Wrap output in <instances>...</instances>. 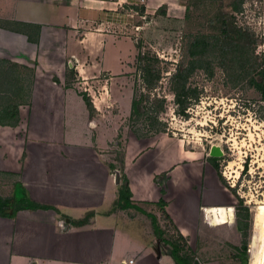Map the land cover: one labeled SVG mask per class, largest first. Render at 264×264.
<instances>
[{"label":"crops","instance_id":"obj_1","mask_svg":"<svg viewBox=\"0 0 264 264\" xmlns=\"http://www.w3.org/2000/svg\"><path fill=\"white\" fill-rule=\"evenodd\" d=\"M138 4L144 18L145 0H0V88L14 91L18 103L17 124H0V174L11 179L10 193L0 196L11 199V205L26 196L47 206L0 215V264H175L163 242L145 231V214L114 206L122 179L120 173L115 183L118 168L105 152L112 131L90 116L78 90L84 88L100 110L89 78L128 70L133 40L118 29L128 28ZM150 150L142 149L138 158ZM130 152L126 147L123 174L131 202L158 219L162 199L179 227L173 204L187 201L182 195L168 197V189L195 191L191 176L198 169L211 175L213 165L203 155L193 162L194 152L180 144L174 158L164 149L156 151L168 155L167 163L149 160L134 170L140 159ZM159 173L167 177L162 184ZM214 182L229 192L217 176ZM232 208L219 204L202 210L209 224L218 225L228 221ZM124 211L136 216L126 222ZM87 213L88 220L78 224Z\"/></svg>","mask_w":264,"mask_h":264},{"label":"rangeland","instance_id":"obj_2","mask_svg":"<svg viewBox=\"0 0 264 264\" xmlns=\"http://www.w3.org/2000/svg\"><path fill=\"white\" fill-rule=\"evenodd\" d=\"M231 2L145 0L144 18L140 15L144 11L143 4L133 6V11L121 8L123 12L129 10L135 13L129 29H118L130 36L135 44V47L132 42L128 44L134 51L129 68L123 73H102L97 78H89L94 81L89 91L100 107L93 117L112 131L110 148L105 152L115 161L118 170L123 172L126 147L131 150L129 154L132 157L136 156L135 159L142 149H151L138 158L140 164L133 165L136 170L137 167L145 168L149 160L159 159L167 163L170 159L168 155L164 157L156 151L164 149L174 158L179 154L180 144L194 152L190 156L193 162L199 161L203 155L211 163L208 158L210 146L220 145L223 154L215 160L217 171L214 168L211 175L207 170L200 174L198 164H194L198 172L191 176L190 181L195 184V191L168 189V197L182 195L187 201L184 205L173 204L179 227L171 218L165 217L158 205V225L163 229L164 238L181 243L179 234L184 233L182 235L187 243L190 241L195 246L194 252L189 248L197 257L194 258L196 264H239L234 255L237 247L241 246L242 235L236 227L235 218L231 224L211 225L202 210L208 205L235 204L230 191L218 188L214 182L218 174L228 186L236 187L251 212L247 264H264V99L248 84L247 78L252 71L250 74L246 72V77L242 78L228 73L220 64L219 56L214 50H209V63L195 62V66L198 63L201 67H194L186 76V85L196 88L198 98L190 94L184 101L183 111L176 101V88L180 83L177 84L175 73L179 65L186 66L192 59L193 38L219 33V19L222 14L231 12ZM231 13L236 23L251 34L255 42L253 53L260 61L264 54V0H243L240 11ZM137 42L140 48L136 46ZM125 49L127 46L124 53ZM139 51L143 53V58L139 57ZM153 56L157 57V61ZM146 65L150 67V76L156 78L150 87L146 81L150 77L145 73ZM0 89L6 91L5 86ZM78 90L86 92L82 87ZM141 95L148 98L143 99L140 114H132V101ZM166 179L164 173L157 174L159 184ZM10 180L9 175L0 174V194L10 193ZM161 192L165 191L161 189ZM192 204L196 207L190 206ZM123 213L121 218L126 222L136 216V212ZM141 218L145 219V231L153 232L150 217L145 214ZM163 245L166 249L170 248L165 242Z\"/></svg>","mask_w":264,"mask_h":264},{"label":"trees","instance_id":"obj_3","mask_svg":"<svg viewBox=\"0 0 264 264\" xmlns=\"http://www.w3.org/2000/svg\"><path fill=\"white\" fill-rule=\"evenodd\" d=\"M206 1V0H203ZM243 0H232L230 4V11L231 12H239L241 9V4ZM224 13L222 14L221 19L219 21L220 24V32L216 35H197L193 38L191 43L192 51L190 55L192 57L189 60V64L186 66H180L178 71L175 73V80L177 84L180 85L176 88V101L177 104L180 105L181 111L184 109V101L189 98V95H195V98H198V92L196 88L191 87L190 85H186V76L193 70L194 67H201V62L209 63L208 54L209 50H214V53L217 54L220 58V64L225 68L228 73H235L242 77H246V72L251 75L247 78L249 86L253 87L259 94L260 97L264 99V54L262 55V59L257 61L256 56H254V46L255 44L254 39L252 38L251 34L247 31L246 28L238 25L235 21V16L233 13ZM136 46L140 48V43L137 42ZM253 46V47H252ZM139 57L143 56V53L139 51ZM228 57V59L226 58ZM143 58V57H142ZM154 61H157V57L153 56ZM148 59V58H147ZM195 62H200L195 66ZM250 72V73H249ZM145 73L150 76L151 71L149 65L145 67ZM156 78L150 76L146 81L148 82V86L152 84L151 82ZM23 91V87L20 88V93ZM18 89L16 88L15 93L17 94ZM3 95L0 96V124L1 125H11L15 126L18 122V103L14 100V91L10 88H7L6 91H3ZM83 100L86 104V107L89 111L90 116L96 112V108L92 102L91 97L86 93H82ZM145 97V98H144ZM148 97L141 95L140 98L135 99L132 101V114L139 115L140 109L142 107L143 99H147ZM211 161V164L217 171V160L219 157H208ZM112 168L116 166L111 165ZM246 167V165H245ZM244 170V169H243ZM121 173V184L118 188V195L114 202V206L119 209H128L134 208L138 211L146 214L150 217L153 233L160 239L161 241L167 243L169 245V252L172 258L175 261V264H193L195 263V259L193 254L190 252V248L188 246L187 241L184 239L182 233L179 234V238L181 239V243H178L176 240L166 239L164 238L163 229L160 228L158 225V219L151 214L150 212L145 211L144 209L140 208L139 206L133 204L131 202V192L128 186V180L126 179L125 175L123 174L122 170ZM218 178L221 183L230 191V193L235 198V204L231 210H228V221L225 220L226 224H231L236 222V227L238 231L241 232L242 240L241 246L237 247V253L234 255L237 257L239 264H247L248 263V239L250 237V228L252 224V216L249 209V206L246 205L244 198L240 196L235 186H228L225 181L223 180L222 176L218 174ZM14 197L12 196V200ZM14 204L11 205V199L2 198L0 196V215L8 216V210H12L15 212L17 208H47L45 205H41L31 201L26 196L21 197L20 199H14ZM159 204L163 209V213L165 217L168 219L169 215L165 212L163 206L164 201L160 199ZM233 211V213L231 212ZM226 212V213H227ZM231 212V214H230ZM13 214V213H12ZM91 213H87L85 217L78 220V224H82L88 220V216ZM218 220V218H217ZM230 220V221H229ZM184 239V240H183ZM184 241V242H183Z\"/></svg>","mask_w":264,"mask_h":264},{"label":"water","instance_id":"obj_4","mask_svg":"<svg viewBox=\"0 0 264 264\" xmlns=\"http://www.w3.org/2000/svg\"><path fill=\"white\" fill-rule=\"evenodd\" d=\"M222 154H223V151L219 144H213L210 146V149L208 152V155L210 157H220ZM114 181L116 184H119L120 182V172L118 169L114 170Z\"/></svg>","mask_w":264,"mask_h":264},{"label":"built area","instance_id":"obj_5","mask_svg":"<svg viewBox=\"0 0 264 264\" xmlns=\"http://www.w3.org/2000/svg\"><path fill=\"white\" fill-rule=\"evenodd\" d=\"M132 261H133V260L131 259V260L129 261V263H132Z\"/></svg>","mask_w":264,"mask_h":264}]
</instances>
